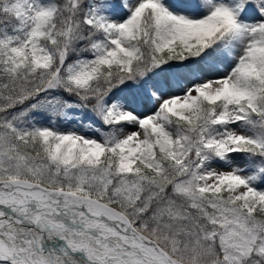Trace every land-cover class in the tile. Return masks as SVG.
Instances as JSON below:
<instances>
[{"label": "snow or ice", "instance_id": "1", "mask_svg": "<svg viewBox=\"0 0 264 264\" xmlns=\"http://www.w3.org/2000/svg\"><path fill=\"white\" fill-rule=\"evenodd\" d=\"M0 264H264V0H0Z\"/></svg>", "mask_w": 264, "mask_h": 264}]
</instances>
